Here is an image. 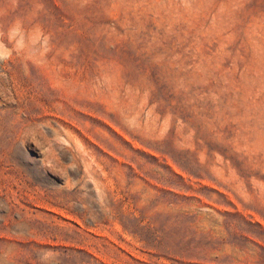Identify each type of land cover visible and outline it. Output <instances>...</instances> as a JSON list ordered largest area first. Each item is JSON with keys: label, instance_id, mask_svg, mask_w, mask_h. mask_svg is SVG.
<instances>
[{"label": "rangeland", "instance_id": "1", "mask_svg": "<svg viewBox=\"0 0 264 264\" xmlns=\"http://www.w3.org/2000/svg\"><path fill=\"white\" fill-rule=\"evenodd\" d=\"M0 264H264V0H0Z\"/></svg>", "mask_w": 264, "mask_h": 264}]
</instances>
